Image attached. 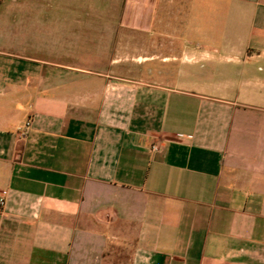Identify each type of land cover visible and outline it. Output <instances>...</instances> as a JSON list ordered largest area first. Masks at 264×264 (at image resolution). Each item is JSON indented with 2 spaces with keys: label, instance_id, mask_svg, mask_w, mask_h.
<instances>
[{
  "label": "crops",
  "instance_id": "obj_1",
  "mask_svg": "<svg viewBox=\"0 0 264 264\" xmlns=\"http://www.w3.org/2000/svg\"><path fill=\"white\" fill-rule=\"evenodd\" d=\"M0 264H264V0H0Z\"/></svg>",
  "mask_w": 264,
  "mask_h": 264
},
{
  "label": "rangeland",
  "instance_id": "obj_2",
  "mask_svg": "<svg viewBox=\"0 0 264 264\" xmlns=\"http://www.w3.org/2000/svg\"><path fill=\"white\" fill-rule=\"evenodd\" d=\"M187 1H189V0H183V2H187ZM56 14H61V10H59V9H55V15ZM72 58L73 57H71V63H75V64H78L77 62L78 61H74V60H72ZM85 58V57H84ZM122 58H125V57H122ZM87 59H88V57H87ZM88 63H90V61L88 62ZM126 65H132L131 63H126L125 61H123V62H121L117 67H118V69H119V75H121V76H125V72H124V70H125V67H126Z\"/></svg>",
  "mask_w": 264,
  "mask_h": 264
},
{
  "label": "built area",
  "instance_id": "obj_3",
  "mask_svg": "<svg viewBox=\"0 0 264 264\" xmlns=\"http://www.w3.org/2000/svg\"><path fill=\"white\" fill-rule=\"evenodd\" d=\"M28 126H30L29 123H28ZM161 149H162V146L161 145H155L153 147V150H155V151H160ZM1 205H4V201L3 200L1 201Z\"/></svg>",
  "mask_w": 264,
  "mask_h": 264
}]
</instances>
